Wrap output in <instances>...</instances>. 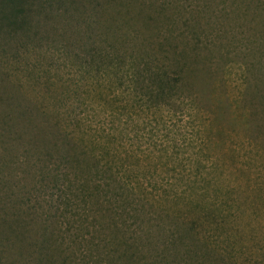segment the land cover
I'll use <instances>...</instances> for the list:
<instances>
[{
  "label": "rangeland",
  "instance_id": "obj_1",
  "mask_svg": "<svg viewBox=\"0 0 264 264\" xmlns=\"http://www.w3.org/2000/svg\"><path fill=\"white\" fill-rule=\"evenodd\" d=\"M0 264H264V0H0Z\"/></svg>",
  "mask_w": 264,
  "mask_h": 264
},
{
  "label": "trees",
  "instance_id": "obj_2",
  "mask_svg": "<svg viewBox=\"0 0 264 264\" xmlns=\"http://www.w3.org/2000/svg\"><path fill=\"white\" fill-rule=\"evenodd\" d=\"M171 81V82H170ZM177 84V79L176 78H165L162 79V75L159 76H155V86L158 89V91L161 93L163 92V88H167V87H172L173 85Z\"/></svg>",
  "mask_w": 264,
  "mask_h": 264
}]
</instances>
